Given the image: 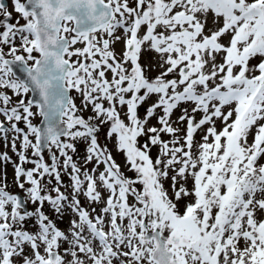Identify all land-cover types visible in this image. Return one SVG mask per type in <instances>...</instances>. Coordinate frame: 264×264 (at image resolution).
Returning a JSON list of instances; mask_svg holds the SVG:
<instances>
[{
	"label": "snow or ice",
	"instance_id": "obj_1",
	"mask_svg": "<svg viewBox=\"0 0 264 264\" xmlns=\"http://www.w3.org/2000/svg\"><path fill=\"white\" fill-rule=\"evenodd\" d=\"M11 3L0 264H264V0Z\"/></svg>",
	"mask_w": 264,
	"mask_h": 264
},
{
	"label": "rangeland",
	"instance_id": "obj_2",
	"mask_svg": "<svg viewBox=\"0 0 264 264\" xmlns=\"http://www.w3.org/2000/svg\"><path fill=\"white\" fill-rule=\"evenodd\" d=\"M118 50H119V46H118ZM141 112H143V109H141ZM21 126H23V125H21ZM5 150H7V149L4 148L3 143H0V151H5ZM9 154L11 155V152ZM13 158L15 159V157H13ZM117 159H118V162H119V157H117ZM8 172H9V177H11V166H9Z\"/></svg>",
	"mask_w": 264,
	"mask_h": 264
},
{
	"label": "flooded vegetation",
	"instance_id": "obj_3",
	"mask_svg": "<svg viewBox=\"0 0 264 264\" xmlns=\"http://www.w3.org/2000/svg\"><path fill=\"white\" fill-rule=\"evenodd\" d=\"M4 2L7 3L9 9L11 10V8H12L11 0H4ZM13 17H14V18L16 17V14H15V13H13ZM20 23H23V21L21 20Z\"/></svg>",
	"mask_w": 264,
	"mask_h": 264
},
{
	"label": "water",
	"instance_id": "obj_4",
	"mask_svg": "<svg viewBox=\"0 0 264 264\" xmlns=\"http://www.w3.org/2000/svg\"><path fill=\"white\" fill-rule=\"evenodd\" d=\"M19 74V73H18Z\"/></svg>",
	"mask_w": 264,
	"mask_h": 264
}]
</instances>
